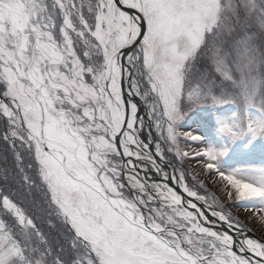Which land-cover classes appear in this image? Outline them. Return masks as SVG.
I'll return each instance as SVG.
<instances>
[{
  "label": "snow or ice",
  "instance_id": "1",
  "mask_svg": "<svg viewBox=\"0 0 264 264\" xmlns=\"http://www.w3.org/2000/svg\"><path fill=\"white\" fill-rule=\"evenodd\" d=\"M0 264H264V0H0Z\"/></svg>",
  "mask_w": 264,
  "mask_h": 264
},
{
  "label": "rangeland",
  "instance_id": "2",
  "mask_svg": "<svg viewBox=\"0 0 264 264\" xmlns=\"http://www.w3.org/2000/svg\"><path fill=\"white\" fill-rule=\"evenodd\" d=\"M183 167L185 169H189L190 171H191V169H196V165H194V164L190 165V163L187 160L184 162ZM196 170H198V169H196ZM199 179L204 181L205 192L202 194L207 195L209 203H211V201H212V196H216V197L220 198L221 202H223L222 188L219 184H217L215 182V180H218V177L215 178L214 180H209V179H207L206 176H201V177H199ZM188 183H189V186L193 185V181H191V179H189ZM204 188H202V189H204ZM199 191L202 192L201 190H199ZM229 210L232 211L234 216H239V218L242 221H245L246 218L248 217V213L244 212L241 209L232 208Z\"/></svg>",
  "mask_w": 264,
  "mask_h": 264
}]
</instances>
